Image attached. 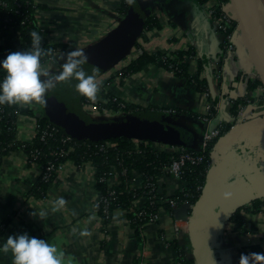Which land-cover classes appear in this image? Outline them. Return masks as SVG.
<instances>
[{
  "label": "crops",
  "instance_id": "crops-1",
  "mask_svg": "<svg viewBox=\"0 0 264 264\" xmlns=\"http://www.w3.org/2000/svg\"><path fill=\"white\" fill-rule=\"evenodd\" d=\"M35 1L41 5L36 17L48 30V40L68 45L54 60L41 65L45 79L57 76L69 53H82L102 40L122 19L118 10L122 0ZM147 15L157 17L162 27L140 28L136 38L139 46H132L126 60L100 76V87L95 98H90L91 105L97 104L104 91H111L116 97L154 116L157 133L168 136L158 137L155 131L146 130L154 146L172 143L200 149L206 130L233 118L230 114L232 102L248 93V81L259 75L257 65L250 59L240 34L235 36L234 48L227 50L224 47V34L216 28L202 3L155 0L146 8ZM20 41L17 29L2 30L3 57L9 51H17ZM190 47L196 51L188 58L192 74L198 72V59L205 57L207 66L199 76L207 79L212 99L157 63H150L127 76L117 74L119 68L142 51L171 53ZM242 48L245 50L241 54ZM48 90L42 100L20 104L37 109L44 103ZM262 95L264 84H258L252 92L254 102L239 106L236 123L214 146L216 160H230V167L236 172L245 166L254 169L259 160L264 162V100H259ZM214 101H218L216 113L205 120V106L210 102L214 107ZM93 118L90 116V121L96 122ZM35 122L32 116H19L17 138L29 140ZM62 166L46 196L39 197L32 195L30 190L41 174V167L28 163L25 153L20 150L4 155L0 164V245L10 234L28 232L54 244L63 253V264H178L172 213L161 211L157 222L146 223L137 229L130 220V211L117 209L113 211V218L104 223L95 208L98 189L93 165L78 168L72 162H66ZM263 168L261 164L247 175ZM135 176L136 183L140 184L141 173L136 171ZM158 180L160 188L168 194L183 188L179 178L162 174ZM58 197H64V205H56ZM143 201V198L137 200L136 208ZM185 211L182 205L179 212ZM211 249L214 259L221 264H239L242 253L264 252V206L257 213L245 212L242 227L223 218L211 234ZM253 260L255 264H264V260L255 257ZM0 264H13L10 250L0 249Z\"/></svg>",
  "mask_w": 264,
  "mask_h": 264
},
{
  "label": "trees",
  "instance_id": "trees-1",
  "mask_svg": "<svg viewBox=\"0 0 264 264\" xmlns=\"http://www.w3.org/2000/svg\"><path fill=\"white\" fill-rule=\"evenodd\" d=\"M132 0H122L118 10L122 18L127 13ZM194 3H203L206 0H189ZM218 6L228 0H217ZM41 7L35 0H0V32L15 28L19 31L21 41L19 50L32 49V37L30 33L36 31L41 36V55L40 63L44 64L55 59L57 53L67 49L66 44L50 42L47 38L48 30L40 25L37 21L36 11ZM162 24L155 16L143 17L142 28L160 29ZM137 31V29H132ZM133 41V40H132ZM133 47H138L139 42L134 39ZM4 47L0 45V58H3ZM193 47L180 49L174 52L156 50L154 52L142 51L136 58L130 60L126 65L119 68L117 74L127 76L140 71L144 66L150 63H157L164 68L172 71L177 77L184 78L189 84L195 85L200 91H209V85L206 78H200L201 71L206 69L205 57L198 59V72L192 74L188 58L195 55ZM124 58V57H123ZM122 58V59H123ZM5 75L3 69H0V79ZM258 84H264L261 75L254 80L248 81V93L243 97L235 98L230 108V114L233 118L222 124V133L210 142L206 149H190L192 153L198 156L197 163L187 162L182 173L183 189H178L172 194L166 191L160 193L151 191L148 180L156 181L162 175L164 166L171 162L174 155L170 151L154 146L152 137L139 139L138 144L134 137L126 135H114L108 137H98L97 134L89 135L85 133L86 125L92 121L85 117L82 111V105L90 101V97L77 93L78 99L76 104L67 106L64 110L55 114H47L44 103L37 109L21 105L20 102L14 104H0V164L4 155L7 153L20 150L25 153L28 163L36 164L41 167V174L35 184L32 186L30 193L35 196H46L48 189L57 176V171H52L49 179L44 178V169L50 162L59 166L66 161H72L74 164L90 162L96 172V187L100 194L107 193V183L100 181V176L108 172L112 166L120 172L117 183L111 189L116 193L112 195L109 205V216L102 215L104 223H108L113 218V211L117 209L130 211L129 217L132 224L137 228H142L146 218H140L138 212L143 208L144 211L156 212L158 209H164L165 212L173 211V203L181 206L184 202L195 203L199 198L201 189L205 183L207 171L211 166V152L218 139L229 132L232 125L237 120L239 106L254 102L252 92ZM102 100L97 101L99 107H105L114 112L130 113L139 110L137 105L127 103L116 97L111 91H104ZM106 100V101H105ZM259 100H264V95ZM215 106L210 110L209 117L216 113L218 101H214ZM74 105V106H73ZM175 111V110H174ZM40 113V115H37ZM32 116L37 123V133L32 140H19L16 136L17 121L19 116ZM54 128V129H53ZM158 137H168L162 133H155ZM66 138H69L65 140ZM103 146V148H101ZM61 150H68V154H61ZM136 171L141 173L142 182H135ZM161 195L167 199L164 202H158ZM143 198L140 207L135 206V202ZM155 200V203L153 202ZM134 209L131 211V207ZM264 206V198H257L250 202L249 205L236 207L231 216V222H235L238 227L244 223L245 212L257 213ZM99 214L101 210L98 211ZM1 234V229H0ZM178 250L179 264H193V258H187L184 249L180 248L178 241L174 242Z\"/></svg>",
  "mask_w": 264,
  "mask_h": 264
},
{
  "label": "water",
  "instance_id": "water-1",
  "mask_svg": "<svg viewBox=\"0 0 264 264\" xmlns=\"http://www.w3.org/2000/svg\"><path fill=\"white\" fill-rule=\"evenodd\" d=\"M154 1L132 0L118 25L102 40L80 53L81 57H86L80 67L87 74L98 78L122 61L139 34L146 8ZM230 4L240 24V37L245 44L244 48L264 80V27L262 28L258 21L254 0H230ZM244 48L241 49V54ZM76 83L77 80L73 77L59 80L50 88L44 100L46 115L62 111L78 99ZM155 124L154 116L137 110L135 113L122 114L113 119L92 122L84 128L85 133L97 134L98 137L126 135L142 138L148 136L145 133L148 129L157 132ZM213 152L214 148L203 189L189 218V238L195 264H221L214 259L211 249V234L215 227L223 218L230 216L236 207L264 197V170L228 183L236 169L230 167V160H216ZM226 191L231 192L230 198H224L223 193Z\"/></svg>",
  "mask_w": 264,
  "mask_h": 264
},
{
  "label": "clouds",
  "instance_id": "clouds-1",
  "mask_svg": "<svg viewBox=\"0 0 264 264\" xmlns=\"http://www.w3.org/2000/svg\"><path fill=\"white\" fill-rule=\"evenodd\" d=\"M30 35V51H9L6 56L0 58V69L5 73L0 79V104L42 100L43 94L54 86L55 80L73 77L77 80L75 88L79 93L95 98L100 82L80 67L86 57H81L79 51L69 53L62 64V71L55 78L45 79L40 63L41 36L36 31H32ZM223 196L225 199L230 198L231 192L226 191ZM55 203L57 206L64 205V197H58ZM0 249L11 251L13 264H63V253L58 251L54 244L28 232L8 235ZM253 257L264 260V252L242 253L239 264H255Z\"/></svg>",
  "mask_w": 264,
  "mask_h": 264
},
{
  "label": "built area",
  "instance_id": "built-area-1",
  "mask_svg": "<svg viewBox=\"0 0 264 264\" xmlns=\"http://www.w3.org/2000/svg\"><path fill=\"white\" fill-rule=\"evenodd\" d=\"M202 4L208 10V13H209L210 17L213 19L216 28L224 34V42H225L224 47L227 50L234 48L235 47L234 46L235 36L237 34H240V24H239V21L237 20V18H235V15L233 13V9H232L231 4H230V0H228L225 3H222L220 6H218L219 3L217 0H206ZM49 62H51V61H49ZM261 88H263V86ZM205 95H207V97L209 98V92L206 91ZM91 104H92V102L88 101L87 103L82 105L83 106L82 108L93 113L92 117H94L95 119L97 118L96 120H99V121L107 119V116L105 115V113H103V111H106V112L108 111L110 115L114 114L115 116L118 115V113H119V112H114L113 110L110 111V109H107L105 107H99L97 104L96 105H91ZM88 106L90 107V109L88 108ZM211 108H212V103L208 102L207 105L205 106L206 114L203 117L205 120H209V114H210ZM172 111H174V110H172ZM223 123H225V122H220L215 127L210 128L204 132L203 139H202V147L200 149H202V150L206 149L209 146L210 142L214 140V138H217L219 135H221ZM36 133H37V123L35 122L34 129L32 132V136L30 137L29 140H32L34 138V136L36 135ZM67 139H69V138H66L65 140H67ZM135 141L138 144V140H135ZM159 146H160V148L165 149L167 151H170L171 153L174 154L172 156L171 162L168 163V165L164 166V168L162 169L163 170L162 174H166V175H169V176H172L175 178H179L182 181V179H181L182 173H183V171L187 165V162L188 161H190L191 163H197L198 162V156L194 155L192 153V151H190V149L184 148V146L179 147V146H175L172 143L171 144H161V145L159 144L158 147ZM101 148H103V146ZM60 153L61 154H68V150H61ZM66 162H72V161H66ZM66 162H64V163H66ZM32 164H34V163H32ZM86 164L88 165L91 163L86 162V163H81V164H75V166L80 168ZM62 165H64V164L61 163L59 166H56L55 163H52V162L48 163L44 169V178L49 179L51 172L54 170L58 172L59 169L61 167H63ZM119 175H120V172H118L115 169V166H112V168L108 172H106L102 176H100V181L107 183V187H108L106 194L102 195L98 191V195L96 196V199L94 201L95 202V208H96L97 212L99 210H101L102 214H99V212H98V214L100 215L101 218H102V215L109 216V214H110L109 205H110V202L112 199V195H114L116 193V191L114 189H111V187L115 183H117ZM158 181H159L158 179L154 182L148 180L147 183H148L151 191H154L157 193H160V191L161 192L163 191V189L160 188ZM135 182H136V178H135ZM184 187L185 186L183 183V188ZM183 188H181V189H183ZM202 189H203V187H202ZM202 189H201V191H202ZM165 199H167L165 197V195H161L158 202L162 203L165 201ZM153 202L155 203V200ZM172 203H173L174 209H173V211H171V213L174 217V228H175V234H176L175 237H176L177 241H183L186 234H189V229H188L189 218H190V212L193 208L194 203L189 202V201L184 202L182 205L185 206L186 211L183 213L179 212V208L182 205L176 206V204H174V202H172ZM134 207L132 206L131 210H133ZM161 211H164V209H162V208L158 209L156 212L144 211L143 208L140 209V211L138 212L139 217L140 218H146L145 222L142 224L141 227L143 228L146 223L157 222L160 218ZM230 216H232V215H230ZM230 216L227 217V220L229 222H231ZM181 248L184 249V253H185L187 258H193V252H192L191 245L189 247L190 253L188 252V250H189L188 247H186V246L182 247L181 246ZM193 264H195V262Z\"/></svg>",
  "mask_w": 264,
  "mask_h": 264
},
{
  "label": "rangeland",
  "instance_id": "rangeland-1",
  "mask_svg": "<svg viewBox=\"0 0 264 264\" xmlns=\"http://www.w3.org/2000/svg\"><path fill=\"white\" fill-rule=\"evenodd\" d=\"M254 9H255V12H257V14H258V17H259V19H258V21L260 22V24H261V26H262V28L264 27V0H254ZM117 26V25H116ZM19 50V49H18ZM124 60H126V59H124ZM52 61V60H51ZM48 63V62H47ZM44 64H46V63H44ZM41 65H43V64H41ZM113 68V67H112ZM52 69V72H54V69L55 68H51ZM62 71V68L59 70V73ZM58 73V74H59ZM57 74V75H58ZM104 74V73H103ZM102 74V75H103ZM101 75V76H102ZM100 78V76L97 78V80ZM59 80L57 79V80H55V82H54V84L55 83H57ZM50 90V89H49ZM49 90H48V92H49ZM46 96H47V94H46ZM45 96V97H46ZM99 100H102V98H100ZM98 100V101H99ZM88 108L90 109V107L88 106ZM137 111V110H136ZM134 112V111H133ZM103 113H105V115L107 116V119H113V118H115V115L113 114H109V112L107 111H103ZM112 113V112H111ZM131 113V112H130ZM135 113V112H134ZM83 114H84V116L85 117H87V118H90V116L92 117V115H93V113H91V112H89V111H87L86 109H83ZM117 114V113H116ZM122 114H124V113H121V112H119L118 113V115H116V116H119V115H122ZM102 117V116H101ZM93 118V117H92ZM94 120H96L95 118H93ZM97 121H99V120H96V122ZM155 146H157V145H155ZM259 163L258 164H256V167H258L259 165H261V164H263L264 165V162H262V161H258ZM255 165V164H254ZM256 167H253L254 169H250V168H248L247 166H245V167H243L242 168V170L241 171H239V172H236L234 175H232V177H231V180H230V182H228V183H232L233 181H236V180H239L240 178H243V177H245V175H247L249 172H253L254 170H255V168ZM264 169V168H263ZM258 171H261V170H259V169H257ZM256 170V171H257ZM244 174V175H243ZM240 177V178H239ZM250 203H247V204H245V205H249ZM243 206V205H242ZM233 214V213H232ZM231 214V215H232ZM231 217V216H230ZM226 220H227V218H226ZM227 222H229L228 220H227ZM189 240H190V238H189V234H188V236H187V238L185 239V240H183V241H181L180 242V245L181 246H183V247H188V252L190 253V242H189ZM236 253H239V251H237Z\"/></svg>",
  "mask_w": 264,
  "mask_h": 264
}]
</instances>
